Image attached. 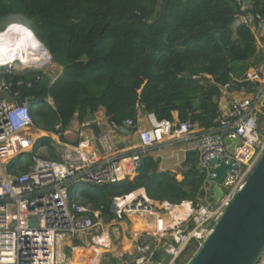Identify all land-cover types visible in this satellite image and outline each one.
I'll return each instance as SVG.
<instances>
[{
    "label": "trees",
    "instance_id": "1",
    "mask_svg": "<svg viewBox=\"0 0 264 264\" xmlns=\"http://www.w3.org/2000/svg\"><path fill=\"white\" fill-rule=\"evenodd\" d=\"M245 1L264 18V0ZM239 10L237 0H0V33L24 25L62 67L55 79L45 70L8 67L0 77L11 84L10 98L35 101L34 126L63 140L75 118L83 123L101 108L120 125L142 107L159 122L173 121L177 112L179 122L209 128L219 116L222 86L252 91L247 71L264 62L255 32L234 26ZM49 154L59 159L54 148ZM30 164L27 155L8 170L28 172ZM182 174L179 180L161 170L149 150L135 177L81 189L71 199L111 218L113 198L140 188L154 200L197 206L203 173L193 151Z\"/></svg>",
    "mask_w": 264,
    "mask_h": 264
},
{
    "label": "built area",
    "instance_id": "2",
    "mask_svg": "<svg viewBox=\"0 0 264 264\" xmlns=\"http://www.w3.org/2000/svg\"><path fill=\"white\" fill-rule=\"evenodd\" d=\"M237 2L240 10L234 26H249L261 40L263 16L247 1ZM246 80L252 91L233 89L230 83L222 86L219 116L209 128L168 120L147 128L139 107L136 118L121 125L106 115L84 121L76 141L68 142L60 133L36 128L30 114L35 101L10 98L11 84L0 77V264H189L264 153V68L250 67ZM231 90L237 96H229ZM132 131L138 138L137 149L121 150L116 137ZM164 135L195 143L204 191L197 206L190 200H154L140 188L113 198L111 218L89 203L71 199L86 187L135 177L143 155ZM229 138L237 141L235 148ZM50 148L59 159L44 156ZM26 154L29 171L11 173L10 163L25 159ZM213 157L232 165L220 184L223 197L218 202L209 198L216 185ZM35 218L37 226H32ZM122 221L130 222L131 252L119 251L113 240L118 232L114 226ZM257 264H264V253Z\"/></svg>",
    "mask_w": 264,
    "mask_h": 264
},
{
    "label": "water",
    "instance_id": "3",
    "mask_svg": "<svg viewBox=\"0 0 264 264\" xmlns=\"http://www.w3.org/2000/svg\"><path fill=\"white\" fill-rule=\"evenodd\" d=\"M210 163L216 173V185L209 198L218 202L223 197L220 184L232 165L219 162L217 157L211 158ZM30 224L37 226V219ZM263 253L264 153L189 264H257Z\"/></svg>",
    "mask_w": 264,
    "mask_h": 264
},
{
    "label": "crops",
    "instance_id": "4",
    "mask_svg": "<svg viewBox=\"0 0 264 264\" xmlns=\"http://www.w3.org/2000/svg\"><path fill=\"white\" fill-rule=\"evenodd\" d=\"M258 49L264 56V41H258ZM262 50V51H261ZM261 68H264V62L259 65ZM238 92L236 90H231L229 96H237ZM96 118H106L105 111L101 108L95 116L88 120L87 122H93ZM178 113L174 112V120L173 123H177ZM141 122L147 127L151 128L153 125L160 123L153 114H149L144 112L141 109ZM82 123L78 121V119H74L71 123V126L65 132V137L68 142H74V138L77 135V131L81 129ZM93 129L96 132L100 131V128L93 124ZM92 130V129H91ZM227 140V139H226ZM228 143H231L233 148L236 147L237 141L233 139H228ZM116 144L121 150H135L138 146V138L135 131L131 133H120L116 137ZM177 145L178 149L173 148ZM150 150V154L155 158L160 159V169L164 171H170L176 174L177 179L182 180L183 174L182 171L186 167V162L188 159V155L190 151L194 152V158L197 159L198 165V152L195 148V143L193 139H185V138H175L171 136L164 135V137L153 147L148 149ZM146 151V152H147ZM124 221L121 222L117 228H119L121 235L119 232L113 237L115 244L117 245V249L124 253L131 252L134 250V237L130 232V224L129 226L125 224ZM127 223V222H126ZM117 224V223H116ZM112 225V224H111ZM116 228V226H114ZM100 251V250H99Z\"/></svg>",
    "mask_w": 264,
    "mask_h": 264
},
{
    "label": "bare ground",
    "instance_id": "5",
    "mask_svg": "<svg viewBox=\"0 0 264 264\" xmlns=\"http://www.w3.org/2000/svg\"><path fill=\"white\" fill-rule=\"evenodd\" d=\"M14 59L21 60L24 65L28 66L51 61L50 53L35 34L18 23L11 24L0 33V61L8 64L6 62Z\"/></svg>",
    "mask_w": 264,
    "mask_h": 264
},
{
    "label": "rangeland",
    "instance_id": "6",
    "mask_svg": "<svg viewBox=\"0 0 264 264\" xmlns=\"http://www.w3.org/2000/svg\"><path fill=\"white\" fill-rule=\"evenodd\" d=\"M260 41L262 42V41H264V39L262 38ZM6 63H8V64H5V63L0 61V68L1 67H8V68H12L13 70H17V71H23V70H28V69L29 70H45V71H47V72L52 74L53 79L57 78V76H59L61 71H62V67L57 65V64H55V63H53L52 60L50 62H48V63H41V64H38V65L31 64L29 66L28 65H24L21 62V60H18V59H14L11 62H6ZM261 127H262L261 129H264V123H261ZM76 139H77V135L75 136L74 141H76ZM173 148L178 149L177 145H175ZM44 156L47 157V158L48 157L50 158L49 151L45 152ZM51 159H54V158H51ZM83 185L84 184H82L81 186H83ZM85 186H87V185H84V187ZM86 188H88V187H86ZM80 202L86 203L85 200H80ZM123 224H124V226H125V224H127L129 226L130 222L129 221H124ZM115 230L118 231L120 233V235H121V232H120L119 228L116 227ZM103 264H106V263H103ZM107 264H109V263H107Z\"/></svg>",
    "mask_w": 264,
    "mask_h": 264
},
{
    "label": "clouds",
    "instance_id": "7",
    "mask_svg": "<svg viewBox=\"0 0 264 264\" xmlns=\"http://www.w3.org/2000/svg\"><path fill=\"white\" fill-rule=\"evenodd\" d=\"M258 41V40H257ZM260 41V40H259ZM254 66V65H253ZM259 66V65H258ZM252 67V66H251ZM234 89V88H233Z\"/></svg>",
    "mask_w": 264,
    "mask_h": 264
}]
</instances>
